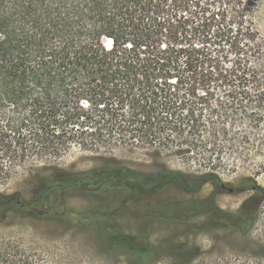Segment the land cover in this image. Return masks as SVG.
Returning a JSON list of instances; mask_svg holds the SVG:
<instances>
[{"label": "trees", "instance_id": "trees-1", "mask_svg": "<svg viewBox=\"0 0 264 264\" xmlns=\"http://www.w3.org/2000/svg\"><path fill=\"white\" fill-rule=\"evenodd\" d=\"M244 10L231 0H0V185L23 173L31 188L27 198L0 192V223L9 216L52 223L122 264H156L163 249L170 264L199 255H185L195 249L185 242L127 230L122 217L132 210L177 223L209 215L194 232L246 237L264 196L258 187L235 212L212 197H155L170 187L221 185L212 156L236 103L214 98L249 94L264 75V42ZM197 142L212 147L193 172L138 171L112 153L126 146L160 158ZM76 151L112 163L59 166ZM83 194L107 199L105 207L68 205ZM75 263L0 242V264Z\"/></svg>", "mask_w": 264, "mask_h": 264}, {"label": "rangeland", "instance_id": "rangeland-1", "mask_svg": "<svg viewBox=\"0 0 264 264\" xmlns=\"http://www.w3.org/2000/svg\"><path fill=\"white\" fill-rule=\"evenodd\" d=\"M234 2L245 7L244 19L252 20L258 29L257 38L262 37L264 42V0H231V3ZM214 5L216 3L210 5L209 9H213ZM253 87L249 94H237L235 98L223 93L214 98L215 101L236 103L232 111L225 113L226 119L232 117L234 120L226 126L227 136L218 141L219 147L212 156L217 157V172L224 186L215 187L212 182H208L194 193L170 187L155 195L156 198L188 200L212 197L219 208L235 212L242 201L254 193L255 187L261 189L264 195V75L257 77ZM252 117L256 118L258 123H252ZM211 147L212 145L205 147L200 142H197V145L177 144L160 158H151L146 149L126 146H118L112 153L116 160L138 171L154 172L164 165L171 170L193 172L202 161L203 154L207 150L210 151ZM107 163L112 162L96 158L94 153L79 151L58 161L59 166L76 171ZM228 188H232V191L229 192ZM30 191L23 173L14 175L0 185L2 194H17L21 198L29 197ZM106 200L92 194L67 198L68 205L78 209L89 205L104 208ZM208 217L209 215H205L187 223H177L132 210L123 214L122 223L129 231H145L153 240L161 237L185 242L188 251L191 246H195L193 251L184 253L199 254L192 264H264V196L260 202L258 219L246 237L222 229L194 232L195 223ZM7 239L53 257L75 258V264H122L117 256L105 259V255L98 249L86 246L82 235L67 232L52 223L9 216L5 218L4 223H0V242ZM169 254V250L163 249L156 264H170Z\"/></svg>", "mask_w": 264, "mask_h": 264}, {"label": "water", "instance_id": "water-1", "mask_svg": "<svg viewBox=\"0 0 264 264\" xmlns=\"http://www.w3.org/2000/svg\"><path fill=\"white\" fill-rule=\"evenodd\" d=\"M224 185L221 184V187H223ZM228 191L231 192L232 191V188H228Z\"/></svg>", "mask_w": 264, "mask_h": 264}, {"label": "flooded vegetation", "instance_id": "flooded-vegetation-1", "mask_svg": "<svg viewBox=\"0 0 264 264\" xmlns=\"http://www.w3.org/2000/svg\"><path fill=\"white\" fill-rule=\"evenodd\" d=\"M221 186V185H220Z\"/></svg>", "mask_w": 264, "mask_h": 264}]
</instances>
